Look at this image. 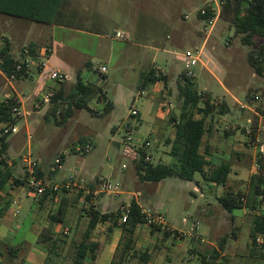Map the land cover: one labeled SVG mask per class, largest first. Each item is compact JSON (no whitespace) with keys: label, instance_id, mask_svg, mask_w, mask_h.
<instances>
[{"label":"rangeland","instance_id":"374dc122","mask_svg":"<svg viewBox=\"0 0 264 264\" xmlns=\"http://www.w3.org/2000/svg\"><path fill=\"white\" fill-rule=\"evenodd\" d=\"M207 1L209 0H118L121 3L115 13L118 24L107 26L103 33L106 37V50L101 46L97 47L94 41L89 45L83 40L75 43L89 54L86 57L90 62L89 69H84L81 75L83 81L99 87L100 95L105 97L103 101L97 96L90 100L89 107L96 114L86 109H74L71 117L59 123L62 113L69 108L71 100L68 97L74 88L65 89L64 100L60 103H53L51 100L46 103L41 98L37 99L36 58L25 57L32 61L28 68L30 75L20 80H11L0 69V101L6 95L16 97L15 94L22 101L19 108L21 115L17 116L16 122L19 132L7 136V142H14L12 150L7 153L8 163L12 162V173L22 179L26 170L23 157L31 154L32 159L38 162L47 186L61 187L67 183L77 186L72 191L60 188L44 202L23 186L9 184L5 188L7 194L0 198V205L5 208L0 215V264H41L37 253L46 254L44 264H72L75 247L88 227L90 207L101 210L102 206H108L103 210L105 213H116L120 211L121 203L129 204L134 198L146 210L162 214L170 229L180 233L182 238H165L159 231L152 233L150 226L143 225L134 235L133 250L124 254L126 237L122 226H116L111 232V222L100 224L93 231L92 238L102 240V244L108 248L115 247L113 260L123 258L124 264H203L201 255L193 259L189 251L198 249L202 252L207 244L215 242L217 236L218 250L221 249V241L226 239L221 251L225 255H220V262L264 264L258 256L250 254L253 216L243 214L244 209L229 213L219 203L218 198L227 190L226 187L209 183L200 173H196L192 181L169 177L158 183L142 182L132 156L127 153L129 145L124 142V125L131 122L134 136L149 138L152 142L151 163L169 166L177 164V160L169 155L170 146L166 140L173 139L175 135L170 116L172 113L178 115L181 107L178 83L186 68L182 55L188 50L195 51L204 46L202 63L194 69L197 91L210 93L215 102L220 99L227 101L231 114L225 116V124L238 123L242 126H228L227 131L239 133L244 139L240 146L249 148L245 143L248 137L243 128L248 125V118H251L253 125H257L259 129V117L264 118V74L258 75L248 58L264 43V38L256 37L252 46L241 41V36L235 34L230 23L236 5L232 1L230 9L223 7L205 42L206 34L202 33L205 22L198 18V13ZM246 7L244 4L241 9ZM177 24L197 29L201 32L200 37L192 33L194 39L182 44L167 39V26ZM146 28L148 32L152 31V37L145 34ZM134 29L137 35L134 34ZM115 30L122 34L120 39L115 38ZM2 36H7V33L0 32V49L4 46ZM72 36L67 32L59 33L57 41L59 38L67 41L78 39V36L74 39ZM30 42L32 41L20 43L19 40L13 45L16 52L12 51V54L17 61L23 62L21 47H28ZM56 50L60 55L66 53V48L57 47ZM110 52L113 57L108 61ZM84 58L85 56H81V60ZM101 65L107 68V72L98 83L99 76L95 69ZM149 66L166 76V81L148 84L143 88V76ZM52 70L47 67L44 74L48 76ZM65 74L69 76V80L63 84L76 83L75 74ZM49 91H46V95L54 92ZM250 99H254L253 102ZM108 103L113 108L105 112ZM242 105L251 109H242ZM54 107L58 110L56 115L52 114ZM133 109L140 113L137 119L130 116ZM157 109L161 110V118L156 115ZM217 118L218 116L213 117V123ZM3 126L4 124L0 125V137L3 136ZM234 128L236 129L233 130ZM262 130L258 133L259 138L264 134V120ZM87 144L92 146L89 153L84 152ZM203 149L204 145L202 151ZM58 155H63L62 166L52 172ZM231 164L234 167L231 176L241 177L242 180L234 182L233 178L229 187L243 191L246 200L249 199V203L255 205L256 211H261L264 208V190L262 198L257 200L254 183L249 181L254 162L244 157L241 161L233 160ZM102 181L118 185L120 194L93 196L92 204L86 200L87 191L92 190L90 185L94 186L93 190L97 189ZM262 186L264 187V183ZM11 190L16 191L15 195ZM20 192L21 195L17 197ZM56 198L57 201H54ZM61 204L62 229L58 234L52 235V216L58 214ZM214 225L221 227L217 235L214 234ZM202 237L206 244L201 243ZM105 251L107 250L104 253ZM213 252H209L210 255ZM140 253H148L149 260L139 258ZM169 254H172L170 261Z\"/></svg>","mask_w":264,"mask_h":264},{"label":"trees","instance_id":"16d2710c","mask_svg":"<svg viewBox=\"0 0 264 264\" xmlns=\"http://www.w3.org/2000/svg\"><path fill=\"white\" fill-rule=\"evenodd\" d=\"M232 1L236 2L233 18L230 23L235 29V34L241 36V41L245 45H254L255 38H264V0H226L224 5L225 9L232 7ZM64 0H0V14H6L9 16H15L30 21H35L44 24H66L63 18H59L58 12H61L62 3ZM247 7L242 10L241 6ZM47 49H51L48 47ZM51 52H47L46 57L49 58ZM37 59V55L31 56ZM0 69L2 73L10 78L13 75L16 80L29 76V65L26 63L15 60L10 53V47L8 43L0 49ZM24 60H26L24 58ZM35 60V59H34ZM33 60V61H34ZM250 65L255 69L258 75L264 74V43L258 47L257 51L252 52L248 58ZM22 65V68L18 70V66ZM40 69H43L40 66ZM160 81H166V76L161 75L155 68H151L143 76L142 85L156 84ZM63 84V83H62ZM64 90L54 91L51 101L53 103H60L65 93ZM100 98L101 101L105 97L100 95V89L90 83L84 82L83 79L78 76L74 85V89L68 97L70 101L69 108L65 113H62L59 123L65 122L72 116L73 110L86 109L92 114H96L94 110L89 107V102L93 97ZM178 98L181 101L180 112L178 115L174 113L170 116V121L175 129V135L173 139L168 138L166 140L167 145L170 146L169 155L177 160V164L174 166L153 164L145 161L146 151L141 150L142 157L137 159V155L127 150V153H131L136 172L139 179L142 182H161L169 177H178L182 180L192 181L196 173H200L202 177L209 183H213L216 186L226 187L227 190L224 194L218 198L219 203L227 212L232 213L236 209H243L245 207V193L240 189H232L227 187L229 175L231 173L230 164H223L217 168H210V162L207 160L208 154L207 137L211 131L213 125L214 116H223L229 112V107L225 102H215L212 99L210 93H201L197 91L196 78L186 77L182 72L180 82L178 83ZM254 99H250L253 102ZM20 108V103L16 97L5 98L0 101V125L8 123H16L17 116H14L13 109ZM113 108L111 103H108L105 107V112L111 111ZM53 115L58 112L56 108L53 109ZM199 115V117H197ZM254 129L253 137L257 135V126H252ZM243 131L246 133L245 128ZM3 132V130H2ZM204 149L202 151V147ZM8 148L7 136L0 137V193L5 190L9 184L15 186H24L28 179L27 172L22 179L16 178L10 169L8 163ZM259 161L264 170V156L259 153ZM36 176L38 178L43 177V173L38 167L36 170ZM258 183L255 188V195H262L261 184L264 180L258 176ZM90 187L94 188L93 185ZM53 190L47 189L41 196H36L41 202H44L53 194H56ZM92 195H87L86 200L91 201ZM63 204L59 209L56 216H52L53 222L61 221L63 213ZM252 209H256L255 205H252ZM5 208L0 205V215L4 213ZM89 223L86 231L84 232L81 241L75 247V256L72 264H95L97 258V251L100 248V244L92 241V233L100 224L112 223L109 225V231L116 226H122L123 233L126 237L124 254L128 251H132L134 247V235L140 226L145 225V217L142 213V207L136 202V200L130 201V215L126 223L120 222L121 211L116 213H102L94 206L89 209ZM152 233L159 231L165 238L174 236L175 238H182V235L177 231L171 229H162L161 226H150ZM251 237V256H258L259 259L264 261V241L261 245L257 243L258 238H264V215H255L253 217V224L250 230ZM49 238V237H47ZM47 238L45 240H47ZM226 239H223L220 243L221 249L214 251L209 257L203 256V264H226L225 262H219L221 251L223 250V243ZM1 248V243H0ZM136 253L134 252V255ZM0 255L2 252L0 251ZM123 256V255H122ZM15 257V256H12ZM139 258L144 261L149 260L148 253H140ZM111 264H124V259L119 261L113 260Z\"/></svg>","mask_w":264,"mask_h":264},{"label":"crops","instance_id":"0c3cea01","mask_svg":"<svg viewBox=\"0 0 264 264\" xmlns=\"http://www.w3.org/2000/svg\"><path fill=\"white\" fill-rule=\"evenodd\" d=\"M62 5L64 6L61 7L62 10L61 12L60 11L58 12V16L59 18H63L66 21V24H44V23H39V22L15 17V16L0 14V32L7 33V36H2L1 38L4 41L3 44L5 43L9 44L10 53L12 56H13L12 51L16 52L13 48V45L16 42H18L19 40H20V43L21 42L23 43L25 41L26 43L29 41H32L29 43L28 47L25 48L24 46H22L21 49H22V57L24 58L27 56L37 55V99L38 98L43 99L45 97L44 95H46V91H49V90L56 92V91H60V90L68 89V88H74L75 84L68 85V84L56 83V82L49 80L48 76L44 74L45 68L50 67L52 69L59 70L64 73L75 74L76 77L78 76L81 77L84 69H89L90 62L86 59V57H88L89 54H87L88 53L87 50L85 49L83 50L82 48L77 47L75 43L77 41L83 40L86 43V45H89L90 42L94 41L97 43L96 44L98 45L97 47L101 46L102 49L106 50L107 49L106 42H105L106 37L103 33L104 31H106L107 26L111 24L113 25L118 24L117 23L118 20H116L117 15L115 13H116L117 8H119V5H121V3L118 2V0H64ZM166 31H167V39L172 40L176 44H182L185 41H191L194 39L193 34H195L196 37L198 36L200 37V33H201V32H198L197 29L194 30V28L190 26L179 25V24L173 27L167 26ZM63 32L73 34L72 36L73 39L75 36H78V39L73 40V41H67L65 38H59V41H57L58 34L63 33ZM133 32L135 35H137L136 29H134ZM117 33H120V32L118 30H115L114 36L116 39H120L121 37L116 36ZM145 34L149 37H152L154 35L152 34V31L148 32L147 28L145 29ZM31 37L33 40L31 39ZM48 47H51V54L49 58L46 60L47 65L43 67V69H40L39 63L41 61H44V57H45L44 51ZM57 47H59V49L66 48V53L64 55L57 54V50L55 51V48ZM81 56H85V58L81 60ZM112 57H113V53L110 52L109 55L107 56L108 61H111ZM16 59L17 58H15V60ZM150 69L151 67L149 66L148 70L145 73H147ZM28 74L30 75V70ZM7 80L11 81L12 79L11 80L7 79ZM220 84L223 85L221 82ZM11 86L13 90L15 91V88L13 87L12 84ZM208 92H210L209 89H208ZM15 95L22 106V101L20 100L19 96L17 94ZM7 97H11V95H6V98ZM218 102H225L228 105L225 99H222V100L220 99ZM228 114H231L230 107H229V112L226 115ZM156 115L159 118L163 116L160 109H157ZM226 115L219 116L212 125L211 131L207 137V145L209 149H208V154L206 155V158L210 162V168L212 169L220 167L223 164H230L231 173L229 175V179L227 183V187H229V182L230 180H233V178H234V182H241L242 180L241 177L231 176L232 171L234 169L233 164H231L233 160L238 159L241 161L242 158L246 157L249 160H251V162L254 161L253 159L258 152V147H249L247 145L249 148L244 149L242 146H240L244 143V139L239 136V133H233V132L231 133V131H227V130H229L228 126H241V125H239L238 123L225 124L224 118ZM263 120L264 118L259 117L260 127L259 129H257L258 136L260 135L258 134L259 131H263L262 130ZM235 129L236 128H234L233 130ZM157 130H158V126H157ZM259 139L261 143L264 144V134L263 133H262V137L260 136ZM8 143H9L8 151L10 152L12 150V146L14 142L10 141ZM245 143L247 144V142ZM236 144L238 146H235ZM9 165H12L11 161L9 162ZM26 172H27V169L25 170V173ZM253 173L254 171H253V166H252L249 181L251 184L254 183V187L256 188L258 176L254 175ZM43 177H45L44 174H43ZM261 189L263 191L264 187L262 186ZM10 192L14 195L16 193L15 190H11ZM21 192L17 194V197L21 195ZM254 193H255V190H254ZM6 194H7L6 190L2 191L0 193V198L4 197ZM50 198L51 196L48 199ZM260 198H262V195H258L256 197L257 200H260ZM57 199L58 198L54 199V201H57ZM14 201H16V199ZM136 202L139 204L137 200ZM252 205L253 203H249V199L246 200L245 198V207L243 208L245 212L243 214L245 215L251 214L253 217L255 215H264V208H262L261 211H256V209L255 210L252 209ZM139 206L141 205L139 204ZM106 207L108 206H102L101 210L97 208L96 209L101 211L102 213H105L103 210L106 209ZM236 218H240V217H236ZM88 221H89V218H88ZM105 224H109V223H105ZM76 226H77V221H76ZM48 227H49V224H48ZM103 227L104 226H102L101 229H103ZM97 228H99V225L97 226ZM61 229H62V222L60 221L54 222L51 228L52 235L58 234L59 232H61ZM213 229L215 230L214 231L215 235H217L216 233H220L221 231V227H217L216 225H214ZM216 237L217 236H215V242L211 244H207L208 246L202 252L199 251L198 249L190 250L189 251L190 257L193 259L197 258L199 255H201L202 257L203 256L209 257L210 256L209 252L215 251L217 249ZM202 239L204 238L203 237L200 238L201 243L206 244L205 239L204 240ZM92 241L100 244V248L97 251V258L94 263L100 264L102 261V264H111L113 260L114 252H115L114 250L115 247L113 246V247L108 248L107 246L102 244L103 242L102 240H97V239L92 238ZM105 249L107 250L105 251L106 253H104ZM224 255L225 253H221V257ZM37 256L41 258V264H44L47 258L46 254L37 253ZM170 256H172V254H169V258H168L169 261H170ZM29 259L30 258H28V260Z\"/></svg>","mask_w":264,"mask_h":264},{"label":"built area","instance_id":"2783aa9c","mask_svg":"<svg viewBox=\"0 0 264 264\" xmlns=\"http://www.w3.org/2000/svg\"><path fill=\"white\" fill-rule=\"evenodd\" d=\"M248 1H252V0H248ZM226 4V0H209L206 2L204 8H202L199 13H198V18H200L201 20H203L205 22L204 25V31L202 33H205L206 37H205V42L212 30V28L214 27L216 20L218 17H220L222 9L224 7V5ZM186 19L188 18L187 16L185 17ZM117 37H122L121 33H117L116 34ZM204 42V43H205ZM51 52V49H45L44 51V61L40 62V66L45 67L47 65L46 60L48 59L46 57L47 52ZM204 55V46L201 47L200 49H196L195 51H186L182 57L185 61L186 64V68L183 70V73L185 74L186 77H196V73H195V68L202 63V57ZM26 63V64H30L32 63L31 60L26 59L23 60V62H21V64ZM0 64H1V60H0ZM18 70H20L22 68V65H19ZM107 72V68L103 65L99 66L97 69H95V73L99 76V80L98 83L101 82L103 76L105 75V73ZM10 79L14 80L15 76L13 75L12 77H10ZM48 79L56 82V83H64L67 82L69 80V76L67 74H65L62 71L59 70H55L53 69L49 74H48ZM54 92H51L50 94L46 95L43 98V101L48 103L50 101V98L53 96ZM10 97H7V99ZM242 109L244 108H248L251 109L250 107H246L244 105H242L241 107ZM13 114L14 116H20V110L19 108H14L13 109ZM140 113L137 109H133L131 110V114L130 116L132 117V119H137L139 117ZM248 125L245 127V131H246V135L248 137L247 140V145L249 147H258V152L254 157V165H253V171L255 173V175L261 177L264 180V170L261 166V163L259 161V153L261 155L264 156V144L261 143L258 135L253 137V131L254 129L252 128L253 126V121L251 118H249L247 120ZM124 129H125V136H124V142L126 144L129 145V148L127 150H129L131 153H134L137 155V159H141L142 154H141V150H145L146 151V155H145V161L150 162L152 160V156L150 154V151L153 149V145L152 142L149 138L146 139H142V138H138L137 136H134V132L132 131L131 128V122H128L124 125ZM3 135L9 136V135H15L19 132V128L17 126L16 123H8V124H4L3 126ZM30 138V136H29ZM92 149V146L90 144L85 145L84 147V152L85 153H89ZM131 153H129V155H131ZM62 159H63V155H58V157L56 158L54 165L52 167V172H56L58 169L61 168L62 166ZM23 162L26 165V169H27V174H28V179L26 184L23 186L25 188H27V190L29 192H31L32 194H34L35 196H41L43 195L47 189L53 190L54 192H58L60 190V188L62 190H66V191H72L75 187H77L75 184H64L63 186L59 187V186H47L45 184L44 179L42 178H38L36 176V170L38 168V162L36 160L32 159V155H27L25 157H23ZM125 168V167H124ZM79 188V187H78ZM88 195H92L93 196H97L99 194H108V195H119L120 194V187L118 185H112L110 182L107 181H102L98 188L95 190H90L87 191ZM136 199V198H134ZM91 203L93 204V200H91ZM120 211H121V217H120V222L121 223H126L128 220V217L130 215V203L129 204H125L122 203L121 207H120ZM142 213L145 217V225L148 226H161L162 229H170L169 224L167 223L165 217L153 210H146L145 208H142ZM65 234H68V231L66 230L64 232ZM264 241L263 237L258 238L257 243L259 245H261Z\"/></svg>","mask_w":264,"mask_h":264}]
</instances>
